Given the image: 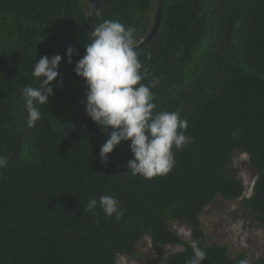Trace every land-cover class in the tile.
I'll return each mask as SVG.
<instances>
[{"label":"trees","instance_id":"1","mask_svg":"<svg viewBox=\"0 0 264 264\" xmlns=\"http://www.w3.org/2000/svg\"><path fill=\"white\" fill-rule=\"evenodd\" d=\"M94 1L95 26L118 20L135 28L137 42L161 8L156 34L136 50L160 81L155 111L178 112L192 142L173 150L169 173L151 179L127 172L130 142L102 163L107 137L85 115L83 81L74 74L91 38L88 5L0 0V155L8 158L0 169V264H115L119 256L137 257L144 238L182 247L165 264H187L193 241L206 253L202 264H264V258L232 257L227 246L209 244L200 221L219 197L239 201L264 226V0ZM55 55L65 57L57 78L62 87L53 82L54 94L29 128L23 88L38 86L32 65ZM236 154L246 155L256 173L248 197L242 181L228 174ZM102 195L119 201V220L99 206L95 213L85 210ZM169 223L186 224L190 241Z\"/></svg>","mask_w":264,"mask_h":264},{"label":"clouds","instance_id":"2","mask_svg":"<svg viewBox=\"0 0 264 264\" xmlns=\"http://www.w3.org/2000/svg\"><path fill=\"white\" fill-rule=\"evenodd\" d=\"M136 48L134 27L118 20H102L91 31L85 53L75 63L74 74L83 81L85 115L107 137L99 150L100 161L106 164L117 145L130 142L132 159L127 162V172L151 179L171 171L175 164L173 150L190 144L192 137L185 134L188 121L181 119L178 112L155 111L153 89L160 81L141 63ZM73 55L74 49L68 47L67 63H72ZM65 57L42 56L32 65V76L38 86H25L22 91L29 128L41 118L40 106H47L54 94L53 82L62 87L57 78ZM7 165L8 158L0 155V169ZM98 206L105 216L119 220L123 215L119 201L113 196L90 199L85 210L95 213ZM191 248L193 254L187 264H202L206 260L205 251L196 241ZM239 264L247 261L240 260Z\"/></svg>","mask_w":264,"mask_h":264},{"label":"rangeland","instance_id":"3","mask_svg":"<svg viewBox=\"0 0 264 264\" xmlns=\"http://www.w3.org/2000/svg\"><path fill=\"white\" fill-rule=\"evenodd\" d=\"M89 12V7L87 6ZM228 174L242 181L244 197L251 193L255 171L244 154H236L228 167ZM201 228L212 245L227 246L230 256L245 252L247 260L264 258V226L240 208L239 201L226 202L219 197L200 216ZM169 229L182 241L191 239L190 229L184 223H169ZM137 257L119 256L115 264H165V259L182 247L157 246L144 238L137 243Z\"/></svg>","mask_w":264,"mask_h":264},{"label":"water","instance_id":"4","mask_svg":"<svg viewBox=\"0 0 264 264\" xmlns=\"http://www.w3.org/2000/svg\"><path fill=\"white\" fill-rule=\"evenodd\" d=\"M151 1L153 3H155V0H151ZM84 2L89 7V12L86 15L87 16V22H88L90 28L93 30L95 24H94V21L92 19V14H93L94 11H98L99 4H98V2H96L94 0H84ZM96 16L99 19V21H101V16H100L99 12H97ZM160 18H161V8L159 7L158 9H156L154 11L153 22H152V26L150 28L149 33L144 38L140 39L137 42V48H140V47L146 45L154 37V35L156 34V32H157V30L159 28Z\"/></svg>","mask_w":264,"mask_h":264}]
</instances>
